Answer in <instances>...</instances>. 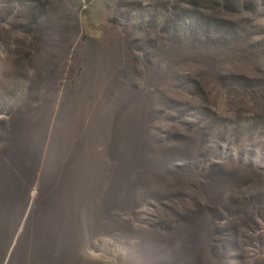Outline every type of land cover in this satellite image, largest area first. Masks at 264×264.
Listing matches in <instances>:
<instances>
[{"label": "rangeland", "instance_id": "1", "mask_svg": "<svg viewBox=\"0 0 264 264\" xmlns=\"http://www.w3.org/2000/svg\"><path fill=\"white\" fill-rule=\"evenodd\" d=\"M0 193V264H264V0H0Z\"/></svg>", "mask_w": 264, "mask_h": 264}, {"label": "trees", "instance_id": "2", "mask_svg": "<svg viewBox=\"0 0 264 264\" xmlns=\"http://www.w3.org/2000/svg\"><path fill=\"white\" fill-rule=\"evenodd\" d=\"M112 20V19H111ZM216 24H220L219 21L215 22ZM111 24H114V21L112 20V23ZM223 24V23H222ZM230 25H232L231 23H229V28L231 27ZM102 29L105 33V36L102 35L101 38H107L108 40H111V41H114V42H117L116 44L118 45H125L124 47V50H127L128 54H130V61L134 62V64H136V66L138 67L139 69V66H140V62H144V58L143 56H140L137 54V52H133L131 53L129 51V49H131V47L133 46H129L131 44L130 41H127L124 39V34L123 33H120L119 31H116L114 29H112L111 27L107 26V24H104V26H102ZM229 36V34H227ZM161 38V37H160ZM89 37L87 36H83V39H82V42L83 44H86L88 43L89 41ZM165 43H173L174 40H172V36L171 37H165L164 39H162ZM184 47L186 48L187 44H192V43H188L187 39H184L183 40V43ZM152 45H155V44H152ZM156 46V45H155ZM129 48V49H128ZM181 73V74H180ZM178 76L180 77L181 81H180V84L182 85L183 88H187L188 87V82L187 80L190 79V75L184 73V72H179L178 73ZM115 81V80H114ZM126 82V87H125V92L127 91V95L125 94L124 98L125 99H128V98H131V97H134L131 92H129V88L130 87H133L134 90H137L139 89V92L146 98V99H150V100H154L153 97H156V92L154 91H147L143 88V85H140L139 83H133V82H130V81H123L121 82L122 85ZM124 87V86H123ZM148 95L151 97H148ZM153 96V97H152ZM107 99V102H106V116H107V120L105 122V125L103 127V130H108L109 131V137H111L112 139H114L115 141H120L122 140L123 138H125V142H129L130 138L128 136V134L133 130L126 122L125 120L128 119V117L130 116H125L122 118V112L121 110H115L120 102V98L116 97V96H110V97H106ZM111 107L113 108V110L111 111ZM112 123V126H110V128L108 129L109 125ZM167 134H162V137L164 139V141H168L170 138H167L165 137ZM160 138V139H161ZM180 138V137H178ZM108 142H109V139H108ZM110 143V142H109ZM160 145V144H159ZM158 145V147H159ZM17 146V145H16ZM111 147V156L113 157L114 155V152H113V148H112V145L110 146ZM101 148V146H100ZM169 148L171 149V145H169ZM140 147L139 146H136L135 148V152H133L132 154V158L133 160L136 162H138L140 159H141V154H140ZM26 157L24 158H31L33 159V155L31 154V151L30 149L28 150L27 154L25 155ZM117 161L119 162V158H116ZM41 163L43 164V162L41 161ZM171 168H176V166L174 164H172ZM1 169L2 171L4 172V168L1 166ZM34 172V178L31 177L30 179V184H26L25 183V180L21 179L20 177L18 178V181L20 183H24L25 184V188L27 190V194L29 196V189H30V185L32 183H34L35 181H38V185H39V181L41 180L42 176H43V172L40 171V167L36 166V168H34L33 170ZM5 196L4 194L0 193V200H3Z\"/></svg>", "mask_w": 264, "mask_h": 264}]
</instances>
